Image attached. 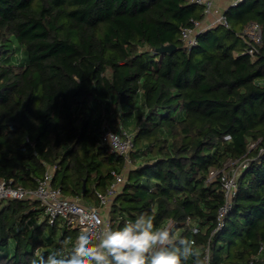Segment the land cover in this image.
I'll use <instances>...</instances> for the list:
<instances>
[{
    "label": "trees",
    "instance_id": "1",
    "mask_svg": "<svg viewBox=\"0 0 264 264\" xmlns=\"http://www.w3.org/2000/svg\"><path fill=\"white\" fill-rule=\"evenodd\" d=\"M223 12L228 25L189 49L182 29L205 17L191 0H0V181L35 188L52 167L63 196L98 206L116 170L113 230L146 212L207 264H264V0ZM252 21L254 56L240 35ZM105 124L133 133L128 169L101 143ZM242 161L219 225L221 172ZM80 231L51 224L38 200L0 199V264L67 253Z\"/></svg>",
    "mask_w": 264,
    "mask_h": 264
},
{
    "label": "built area",
    "instance_id": "2",
    "mask_svg": "<svg viewBox=\"0 0 264 264\" xmlns=\"http://www.w3.org/2000/svg\"><path fill=\"white\" fill-rule=\"evenodd\" d=\"M192 2L201 4L204 6L205 17L203 20L194 21L193 26L185 27L182 29L181 38L184 44L191 49L198 42V34L204 31L206 28L216 24L222 23L228 25L224 12H219L215 8L214 0H191ZM238 1L235 0L232 5H236ZM217 13L213 20H210L208 16L210 14ZM241 38L246 43L242 53H247L254 56L255 51L262 43V27L258 22H249L242 32ZM234 55H238L237 52ZM257 84H264V80H258ZM230 135L225 136V139H229ZM101 143L110 147V149L116 154L123 157L125 166L128 169L133 165L131 153L134 150V135L132 132L122 130L118 132L109 125L105 124L101 132ZM247 166V162L242 161L238 164V167H232L230 170H222L220 175V181L224 190L225 201L218 210L219 225L222 224L224 215L230 208L231 200L236 194L237 190V178L239 175L240 167ZM219 173L215 171L212 175ZM111 174L114 179L110 184L106 192H97L99 205H85L77 199H72L63 196L60 188L53 186V168L49 167L44 176L38 179V184L35 188H24L22 186H13L12 181L1 180L0 181V199L15 198L24 199L31 198L38 200L43 208L44 213L48 218V221L53 224L55 221L62 220L69 227H77L83 229L88 224H98L100 228H111L110 217H106L109 214L110 204L114 196L119 192L120 186L126 180L124 173H118L116 170H112ZM108 208V213L104 214L103 210ZM170 224V222H169ZM264 248V247H262Z\"/></svg>",
    "mask_w": 264,
    "mask_h": 264
},
{
    "label": "clouds",
    "instance_id": "3",
    "mask_svg": "<svg viewBox=\"0 0 264 264\" xmlns=\"http://www.w3.org/2000/svg\"><path fill=\"white\" fill-rule=\"evenodd\" d=\"M191 228V236L198 235ZM195 239L177 236L175 226L157 227L154 217L141 213L121 227L103 229L88 224L65 252L63 244L46 257L37 251L31 264H207Z\"/></svg>",
    "mask_w": 264,
    "mask_h": 264
},
{
    "label": "crops",
    "instance_id": "4",
    "mask_svg": "<svg viewBox=\"0 0 264 264\" xmlns=\"http://www.w3.org/2000/svg\"><path fill=\"white\" fill-rule=\"evenodd\" d=\"M215 1V8L216 10H218L219 12H223L225 9H227L229 6L232 5V3L235 0H214ZM217 13H212L208 16V18L210 20H213L215 18Z\"/></svg>",
    "mask_w": 264,
    "mask_h": 264
},
{
    "label": "water",
    "instance_id": "5",
    "mask_svg": "<svg viewBox=\"0 0 264 264\" xmlns=\"http://www.w3.org/2000/svg\"><path fill=\"white\" fill-rule=\"evenodd\" d=\"M174 48H175L174 44H166V45H162L159 48H157L156 52L163 53L166 51H172ZM83 187H85V182L83 184Z\"/></svg>",
    "mask_w": 264,
    "mask_h": 264
},
{
    "label": "rangeland",
    "instance_id": "6",
    "mask_svg": "<svg viewBox=\"0 0 264 264\" xmlns=\"http://www.w3.org/2000/svg\"><path fill=\"white\" fill-rule=\"evenodd\" d=\"M103 213H104V214L108 213V208H105V209L103 210ZM105 216H106V217H109V214H106Z\"/></svg>",
    "mask_w": 264,
    "mask_h": 264
}]
</instances>
